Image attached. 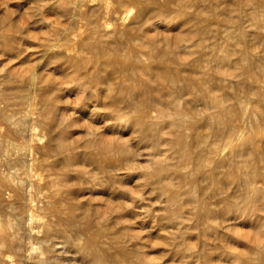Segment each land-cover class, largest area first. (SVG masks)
<instances>
[{"label": "bare ground", "instance_id": "6f19581e", "mask_svg": "<svg viewBox=\"0 0 264 264\" xmlns=\"http://www.w3.org/2000/svg\"><path fill=\"white\" fill-rule=\"evenodd\" d=\"M57 1L63 4L64 14L83 12L89 19L84 26L79 25L73 38L67 35L65 41L60 38L62 42L49 44L52 62L67 58L77 75L82 68L85 75L93 71L84 78L96 89L104 87L99 89L103 91V101H110V112L115 113L113 125L116 120H126L140 134L149 129L155 139L146 163L137 160L135 148L127 141L95 139V149L87 152V160L100 161L103 170L94 177L118 176L131 164L137 169L148 168L137 185L153 182L167 196L159 220L167 223L164 228L170 234L172 248L186 253L189 261H195L199 251L202 258L207 255L205 259H210L213 247L205 251L204 245L190 237L195 232L206 235L211 226L222 224L217 217L221 209L224 219L231 209L241 212L245 203L264 214V53L257 50L260 42L254 39L258 46L253 49L248 28L237 33L231 27L234 31L225 35L222 44L210 42L211 50L204 51L211 24L210 4L205 0ZM87 3L85 10L83 4ZM197 5L196 9L199 5L206 7L200 17L193 13ZM263 8L252 15L259 14L264 19ZM166 12L169 17L179 14L194 24L189 31L178 34L174 42L161 44L157 35L151 36L146 29ZM187 36L202 48L198 58L191 60L190 50L181 51L180 42ZM11 38L5 35V40L16 42ZM127 60L129 63H124ZM203 60L214 62L215 73L210 72L209 65L202 64ZM112 75L121 78L116 80ZM37 77V71H31L27 80L30 86L21 77L15 90L0 86V264H158V256H150L142 243V229L129 228L128 224L139 226V220L133 219L135 215L128 214L137 207L134 192L131 201L118 203L126 213L117 217L80 212V185L71 172L85 168L74 169L69 157L72 145L55 135L53 121L46 116L56 82L42 83ZM82 78L75 80L84 84ZM38 87L45 91L40 100L35 98ZM187 91L191 95L186 96ZM121 104L127 112L122 111ZM186 107L192 112H187ZM254 117L259 124L253 131L248 124L254 122ZM41 123L42 132L37 125ZM227 184H236L233 198L225 194ZM221 201H228V205ZM220 202L224 207L219 210ZM124 221L126 224L118 227ZM217 251L220 250H214ZM249 253L244 252L246 261L248 257L252 264H264L262 254Z\"/></svg>", "mask_w": 264, "mask_h": 264}, {"label": "rangeland", "instance_id": "374dc122", "mask_svg": "<svg viewBox=\"0 0 264 264\" xmlns=\"http://www.w3.org/2000/svg\"><path fill=\"white\" fill-rule=\"evenodd\" d=\"M205 1L207 5L210 4L208 7L211 16L209 23L211 24L208 25L209 27L207 28V32H210L209 33L210 35H208L207 33L206 35L207 37L204 39L206 42L203 49L204 51H210L215 41L219 43V45L222 44L225 35L228 34L229 32L235 30L234 32L238 33L239 29L246 27L248 28V30L251 32L250 34L252 35V36L250 35L252 48L256 49V47L259 45L257 50H260L261 53H264V49L263 51L261 50L263 48L262 46H264L263 43L264 19L261 16H259V14L252 15V13L258 12V10L262 11L260 8H263L261 4H264L263 2L264 0L263 1L205 0ZM259 4H260V8H257L259 7ZM88 5L89 3L83 4L85 10L89 7ZM194 8L196 13L194 11L193 13L197 17L201 16L199 14H202L201 12H203L202 11L203 9H206V7H204L203 5L201 7L199 5V9H196L198 8V5L194 6ZM239 11H241V13ZM64 12L65 10L63 4H60L57 0L54 1L53 0H31V1L30 0H0V86H3L8 90H15L17 85L19 84V79L23 77L27 81L31 71H35V70L37 71L38 74L37 80L39 82L41 81L42 83H46L49 80L56 82L55 83L56 91L54 92L52 91L54 93V98L52 100V104L50 105L49 111L46 116H49L50 120L53 121L52 125L55 131L57 132L55 133V135H57L58 137L61 136L62 138L64 137V140L72 145L71 151L73 150L74 152L72 151L69 157L70 159H73V163L75 165L74 169L77 166L80 167L82 166V168H85L84 170L82 169L80 171L81 173L83 172L84 174L83 173L81 174L79 171L77 173L76 169L75 171L73 170L74 172L73 171L71 172V175L73 173L75 176V182H77V185L78 186L80 185L78 190L79 191L78 196L79 198H82L81 205L84 206L83 207L80 205L81 208V209L79 208L81 210L80 212L88 213L91 216L103 215L107 217H117L119 215L126 213L123 212L125 209L124 210L119 209L121 207L118 206V203L131 201L129 199L131 194L134 192L137 197L136 199L137 207L135 210H132L133 213H128V214H131L132 216L135 215L133 219L139 220L138 221L139 223L137 222L139 226L136 224L135 226L134 224L133 225L128 223L127 224L129 225V228H131L132 230L142 229L141 240L142 241L144 240L142 243L146 244L145 248L149 252V254H151L150 256H153V254L158 256V260L160 261L158 264H193V262L194 264H252L253 262L249 261L250 258L247 257L246 259L248 260L247 261L245 260L244 258L245 250H249L250 251L249 254H253L255 256L258 253H259L258 255L262 254V256H264V214L263 213L258 214V210L256 209L254 210L253 207L248 203L243 204V207L240 208L241 212H235L236 211L235 209L229 210V213L224 219L221 208L224 207L223 204L228 205V201H224V202L221 201L223 204L220 202L219 203L220 205H218L219 210L221 209V211L218 212L219 215H217V217H219L220 223L222 224H216L215 226H211L210 228L211 230L209 229V233L206 235L198 236L195 232V234L190 237L191 241L199 243V245H204L205 247L204 246L203 247L204 250L206 249L205 251H207L208 248L210 249V247H213L211 253L212 255L210 254L209 256L210 259H205L207 255L204 256V258H202L203 253L199 251L195 256L196 258H194L195 261L192 260L189 261L188 258L189 256H187L186 253L180 251L176 252L175 246L174 248H172L174 244L168 241L170 240V234L164 228L165 227L164 225L167 223L166 221L159 220L160 217L159 212L161 214L163 213L162 211H165L163 208L168 200L167 196L164 194V192H161V190L160 192L163 195L159 194L160 193L158 190L159 188L156 189L157 188L156 184L152 185L153 182L150 183L146 182L145 184L137 185V182L143 179L142 175L145 174V171L147 174L148 172L147 170H149L148 168L146 170H144L145 169L144 167L142 168L143 170L141 169V167L140 169H137L138 167H132V166H136L135 164H131L128 165V168H123V170L121 169L122 171L118 176L115 175L113 176L116 178L109 176L108 178L99 177L97 179L94 177L93 174H96L97 172H99L98 174H101L103 170L102 169L103 166L100 161L99 163L98 161L90 159L92 160L90 163V160H87L89 158L87 152H89L90 149L91 150L95 149V145H93L92 143L95 141V139H99L100 141L103 142H109L114 139H117L119 141H127L129 142V144L131 143L132 147L135 148L137 152L138 155L137 160L140 159L139 161L141 163H146L147 156H149L152 152V150H150L151 149L150 147L155 142V139L154 137H152L149 129L147 128H146L147 130L144 129L143 133L140 134L141 132H138V129L134 127L132 124L128 123L126 120L123 121L116 120L115 123L117 124L113 125L114 118L116 119V116L115 113H113L112 110H111L112 112H110L108 108L110 101L106 100V98L103 101L104 94H102L103 93L102 89H104V87L101 85L99 88L102 89L99 88L96 89L94 87L95 85L91 81L86 79L87 77L84 78L85 74L82 73V70L85 71V68H82L80 71V75H77L74 74L75 73L74 65H71L72 62L69 61L67 58L52 62V60L54 59H52L50 54L48 53L49 44L57 41L62 42V40L60 41V38L64 39L63 41H65L67 35L73 38L75 34L78 32L77 30L79 25L82 24L84 26L85 21H88L89 19L86 16V14L83 12L76 13L74 11H69L65 14ZM167 13L168 12L162 14L163 16L161 15L159 17L160 20L157 18V20L159 21L156 20L154 22L156 24L152 23V25H150L151 27L148 26V28L146 29L147 30L146 32L151 36L157 35V37L155 38H157L156 40H158L159 38L161 44H166V42H172V40L174 42V39L178 34H184L183 32L189 31L190 27L194 24V21L189 22L179 14H177L178 16L175 15V17L173 16L169 17ZM233 15L235 16L238 15V16L237 18H233L235 17ZM229 16L234 20L231 19ZM258 16L259 19H261L262 21L258 19ZM242 17L244 18L242 19ZM252 18L257 20H253ZM234 21L235 22L237 21V23H235ZM237 24H239V26ZM253 26L254 27L256 26L255 29H253ZM231 27L234 30L231 29ZM249 27H251L252 29L250 30ZM208 29L211 31H209ZM212 29H214L215 31ZM252 31L255 32L252 34ZM259 33L263 34V37H261L262 35L260 36ZM5 35H7L11 40H12L11 37H13V40L15 39L16 42H13L11 40L9 41L5 40ZM253 36L254 38L252 39ZM254 39L256 42L254 41ZM162 40L165 42H163ZM210 42L213 44H211ZM254 42L255 43L260 42V43L257 45L254 44ZM193 43H195L194 40L188 36L187 38L183 39L182 42H180V48L182 49V50L180 49L181 51L190 50L189 52H190L191 60L198 58L200 52H202V48L195 46V44ZM222 49L223 48H221V50ZM13 51L15 53H13ZM206 61L203 60L201 62L205 67H208L209 65L208 69L210 70V72L215 73L214 62L210 60H206ZM125 62L126 64H128L129 60L124 61V63ZM59 67L61 69H59ZM92 72H90L91 74L87 73L86 75L90 76L92 75ZM80 76L83 77L82 78L83 82L85 83L88 82L87 84L84 83L85 86L83 83L81 84L77 83L78 80H75V78L78 79V77ZM113 76L115 75H112V77ZM11 77L12 80L10 79ZM116 78L119 80L121 77H118L116 75L115 79ZM9 79L11 82L9 81ZM27 82H25L26 85L28 84L27 86H30L29 81ZM11 84L14 85L12 86ZM88 84L92 87L91 90L93 91L90 92L91 87ZM98 90L99 92H97ZM44 94L45 91L42 88L38 87L37 89H35V98L37 100L38 99L40 100ZM187 94L191 95L190 93H188V91L185 95L187 96ZM198 102L200 103V101ZM98 104H100L103 107H101ZM120 106H123L122 108L123 112H127V110L126 111L123 110L124 108L126 109L124 105L121 104ZM185 110L189 113L192 112V108L190 107H186ZM107 112L108 113L110 112L109 115L107 114ZM253 121H254L253 123L249 122L250 124H248L249 130L255 129L259 124L258 120L255 117ZM37 125L39 129L41 128L40 132H42L43 131L42 123ZM145 130L149 133V135L148 133H146ZM145 133L149 138H146ZM98 136H100V138H98ZM75 150L77 152H75ZM76 162H79L78 165ZM88 163L91 165H89ZM94 166H96V168H92ZM75 172L77 174H75ZM124 172H128L129 174L126 175V173ZM128 175L130 176L132 175L133 177L132 176L130 177ZM82 179L84 180L83 183H81L83 181ZM124 179L126 181L125 182L126 184L122 182V180ZM129 180L130 182L127 184V181ZM70 181L72 182V180ZM96 182L98 183L97 184L98 186L96 185ZM228 185L229 184H227V186ZM233 185L236 186V184H232L228 186L229 187L228 189L226 188L225 194L228 192V194H226L229 195L228 198L234 197L235 194L234 189L237 188L234 187ZM151 190H153V192H151ZM229 190L232 192L230 193ZM119 193L120 195L118 196ZM121 198L124 200L122 201ZM247 208H249L251 211H249V209ZM157 209L159 210L157 211ZM146 216L148 217L146 218ZM124 224H126V221H124L123 223H118L117 225L118 227H120L123 226ZM165 238L167 239L166 240L167 242L165 241L166 243L164 242ZM186 239L188 240V236L186 237ZM214 250L215 251L220 250V251H217L216 253L214 252ZM197 256L199 257L197 258ZM242 256L244 258V259L242 258V260L245 261H241Z\"/></svg>", "mask_w": 264, "mask_h": 264}]
</instances>
